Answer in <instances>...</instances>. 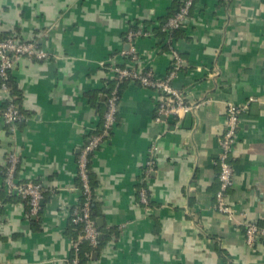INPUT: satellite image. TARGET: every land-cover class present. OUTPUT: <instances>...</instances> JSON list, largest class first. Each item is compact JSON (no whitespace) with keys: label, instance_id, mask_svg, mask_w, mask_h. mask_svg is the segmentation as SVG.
Segmentation results:
<instances>
[{"label":"crops","instance_id":"0c3cea01","mask_svg":"<svg viewBox=\"0 0 264 264\" xmlns=\"http://www.w3.org/2000/svg\"><path fill=\"white\" fill-rule=\"evenodd\" d=\"M180 2L0 0V40L36 42L49 55L13 59L25 116L15 134L3 120L8 94L0 86V264H68L78 161L115 88L108 68L128 63L136 26L149 32L135 41L137 68L166 78L175 48L183 66L173 84L198 107L158 122L160 92L121 83L117 124L92 159L101 244L87 264H264V242L248 245L244 230L247 221L264 224V0H195L178 37L164 41L153 30ZM229 103L247 105L232 154L231 215L216 209L214 163ZM14 150L17 182L46 191L39 217L7 191Z\"/></svg>","mask_w":264,"mask_h":264},{"label":"built area","instance_id":"2783aa9c","mask_svg":"<svg viewBox=\"0 0 264 264\" xmlns=\"http://www.w3.org/2000/svg\"><path fill=\"white\" fill-rule=\"evenodd\" d=\"M195 0H186L180 12L173 18H170L163 26L162 31L170 33L171 31L181 29L187 20H189L190 10L194 5ZM149 36V32L144 29H130L127 34V42L130 46L129 50L125 52L128 63L120 67L116 64L111 65L109 69L110 76L117 79L115 88L111 90L110 95L107 97V110L103 117V126L101 132L92 136L88 143L84 146L78 161V170L83 182V194L85 202L80 207L76 208L71 215L72 221L75 224H82L83 235L80 240H87L92 245L98 244L100 236L99 229L92 216L91 208V190L89 187V177L87 172V164L89 155L95 154L100 147L108 140L117 124V115L120 102L119 86L124 81L138 82L144 87L152 88L160 92V106L158 110L157 121L160 122L163 117L168 116H183L189 112L194 111L198 107L189 104L180 90H178L173 81L177 72L183 66V60L175 48L171 47V54L173 57L172 70L164 79H159L155 76L152 69L140 70L137 68L139 65L140 57L135 47V41L141 37ZM31 57L38 60H46L49 55L48 52L39 47L36 42L22 41L15 36H10L0 40V86L4 93L8 94L7 78L8 73L14 68V58ZM208 101L203 102L207 103ZM247 109L246 106H237L229 103L226 109V122L225 132L220 138V154L215 160V165L219 168V182L220 188L216 195V209L219 212L231 215L234 210L228 205V194L235 183L234 166L232 164V154L239 138L240 118ZM3 120L6 124L11 126L12 133H16V124L25 119L21 110L12 102L2 112ZM18 153L14 150L8 155V162L5 168V184L8 193L14 191L18 192L23 198L29 200L31 207L30 215L37 216L40 208L41 201L43 200L44 187L43 184L33 182H17L16 176L20 163ZM152 161L148 162L149 171L152 170ZM142 200L147 202L145 192L143 191ZM245 235L248 245L254 246L261 235H264V228L261 229L256 221H247L244 224ZM73 249H77L78 244H72ZM68 262V260H67ZM70 264H78V259L75 258Z\"/></svg>","mask_w":264,"mask_h":264},{"label":"trees","instance_id":"16d2710c","mask_svg":"<svg viewBox=\"0 0 264 264\" xmlns=\"http://www.w3.org/2000/svg\"><path fill=\"white\" fill-rule=\"evenodd\" d=\"M185 1L186 0H181L180 3L174 4L173 12L170 13V15L167 18H165V19L160 21V23L157 26V28H154L153 33H156L157 36H161L164 41H165V39L167 37H169V38H177L179 32L182 31V28L178 29V30L171 31L170 33L163 32L161 28L170 18H173L176 14H178L180 12L181 8L184 6V2ZM194 4H195V2H194ZM193 8H194V5H193V7L190 10L189 16H191V12H192ZM137 28L138 27L136 26L133 29H137ZM0 83H1V81H0ZM6 83H7V87H8V98L6 99V102L2 105V112L9 106V104L11 102L13 104H15L20 109V107L18 106L19 105L18 103H19V99H20V94H19L18 90H16V88H15V86L13 84L12 71H10L8 73V78H7ZM116 83H117V80L111 82L110 83L111 87H114ZM120 87H121V85L119 86V88ZM21 112H22V110H21ZM102 126H103V120H102L101 127L99 129H96L94 132H92L91 133V137L94 136V135L99 134L101 132ZM93 157H94V154H90L89 155V161H88V164H87V172H88V177H89V187H90V190H91V202H90L91 204L90 205H91V208H92V216L94 218L93 211H94V205H95V201H96L95 200L96 199V197H95V186H96V184H95V182H93V174H92V171H91ZM78 186H79V189L81 190V198H80L79 204L77 205L76 208L80 207L85 202V196L83 194V182L81 180V177H80V174H79V170H78ZM42 195H43V199H44L45 195H46V191L45 190H44ZM19 196L24 201H26L29 204V200L28 199L23 198L21 195H19ZM28 207H29V212H30L31 211L30 204L28 205ZM41 211H42V208H40V210H39V212L37 214L38 217L40 216ZM36 221H32V222L36 223ZM257 224H258V226L261 229L264 228V224H262L260 222H257ZM69 228H70V232H71L72 242L73 243H77L78 246H77V249L76 248L73 249L72 256L68 259V264H70L75 258L78 259V264H87L89 259H90L91 253L94 250H97L98 248H100V244H101L100 236L98 238V244L96 246H94L87 240H80V237L83 235V226H82V224L73 223L72 218H71V226ZM259 240H262L264 242V235H261L259 237Z\"/></svg>","mask_w":264,"mask_h":264},{"label":"water","instance_id":"95a60500","mask_svg":"<svg viewBox=\"0 0 264 264\" xmlns=\"http://www.w3.org/2000/svg\"><path fill=\"white\" fill-rule=\"evenodd\" d=\"M16 192V191H15ZM41 203H42V201H41ZM36 216H34V218H35Z\"/></svg>","mask_w":264,"mask_h":264}]
</instances>
